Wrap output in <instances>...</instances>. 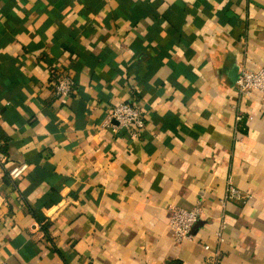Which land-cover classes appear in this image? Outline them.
I'll return each mask as SVG.
<instances>
[{
	"label": "crops",
	"instance_id": "0c3cea01",
	"mask_svg": "<svg viewBox=\"0 0 264 264\" xmlns=\"http://www.w3.org/2000/svg\"><path fill=\"white\" fill-rule=\"evenodd\" d=\"M242 67L264 69V0H0V264H264V98ZM132 101L137 138L104 126ZM228 180L251 198L221 202ZM195 206L175 243L170 209Z\"/></svg>",
	"mask_w": 264,
	"mask_h": 264
},
{
	"label": "built area",
	"instance_id": "2783aa9c",
	"mask_svg": "<svg viewBox=\"0 0 264 264\" xmlns=\"http://www.w3.org/2000/svg\"><path fill=\"white\" fill-rule=\"evenodd\" d=\"M236 89L240 95L247 96L252 92H257L264 98V69L253 70L242 67L239 70ZM50 91L53 97L58 100H66L73 95L74 80L71 74L67 70H57L52 73ZM241 118L240 115H237L236 121ZM110 119L116 122V125L112 126V130L132 127L131 136L134 138L139 136L145 122L140 106L134 101L113 105L106 121H104V126L109 125L108 121ZM247 119L250 120L251 118L247 117ZM3 160V155L0 154V163ZM26 169L27 165L25 163L14 166L8 171V177L12 181H16L24 174ZM250 198L251 195L243 193L228 180L221 202L246 203ZM169 212L168 227L175 243L179 244L183 240L191 239V230L200 215V207L195 206L191 209L171 208ZM204 249L207 250V247H204Z\"/></svg>",
	"mask_w": 264,
	"mask_h": 264
}]
</instances>
